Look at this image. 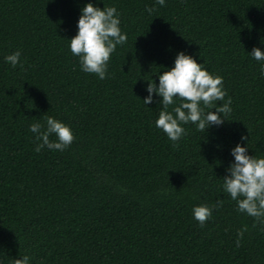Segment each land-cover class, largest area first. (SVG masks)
Returning a JSON list of instances; mask_svg holds the SVG:
<instances>
[{"label": "trees", "instance_id": "16d2710c", "mask_svg": "<svg viewBox=\"0 0 264 264\" xmlns=\"http://www.w3.org/2000/svg\"><path fill=\"white\" fill-rule=\"evenodd\" d=\"M87 3L115 7L127 35L104 80L69 47ZM254 47L264 52V0H0V264H264V223L223 189L238 143L264 158ZM17 50L23 68L5 62ZM179 52L223 77L232 111L204 133L182 125L174 149L155 126L162 98L143 100ZM47 116L72 130L66 150L34 151L29 126ZM218 200L201 227L193 208Z\"/></svg>", "mask_w": 264, "mask_h": 264}, {"label": "clouds", "instance_id": "9594fccd", "mask_svg": "<svg viewBox=\"0 0 264 264\" xmlns=\"http://www.w3.org/2000/svg\"><path fill=\"white\" fill-rule=\"evenodd\" d=\"M156 3L164 6L165 0H156ZM145 10L149 14L156 11L155 7L147 6ZM119 25V13L115 7L101 9L92 3L84 5L77 22V34L69 40L70 51L79 58L82 71L95 74L100 80L106 78L111 54L117 45L127 41V35L121 33ZM251 55L257 61L264 60V52L259 48L254 47ZM20 58L21 52L17 50L4 59L12 68L18 64L23 68ZM260 72L264 76V65ZM158 79V86L152 81L148 82L146 91L149 95L143 103L151 104L153 93L162 98L160 103L163 110L159 112L155 126L172 141L174 149L179 147L178 142L187 134L182 125L195 124L197 130L204 133L211 126L222 125L225 117L231 114L232 101L230 97L225 100L227 92L223 88V77L213 76L184 52L177 53L174 67L164 71ZM174 98L180 100V103L169 111V107L175 103ZM218 101H223V104L217 106ZM45 121L46 125L37 122L29 126V131L36 134V140L40 141L34 151L40 152L45 147L53 151L66 150L74 141L70 127L50 116L45 117ZM52 135H55V141L49 139ZM247 139L241 137V140ZM231 155L234 162L229 165L228 174L223 178V189L236 202L238 212L264 223V158L248 155L247 146L241 147L239 143L231 150ZM222 204L223 201L218 200L211 206H195L192 210L194 219L203 227L211 218L213 209H218ZM246 231V228L238 230L236 247L241 246ZM30 259L25 255L13 259L11 264H29Z\"/></svg>", "mask_w": 264, "mask_h": 264}]
</instances>
